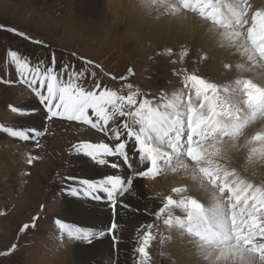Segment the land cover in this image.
Returning <instances> with one entry per match:
<instances>
[{
  "label": "snow or ice",
  "instance_id": "6c2138e0",
  "mask_svg": "<svg viewBox=\"0 0 264 264\" xmlns=\"http://www.w3.org/2000/svg\"><path fill=\"white\" fill-rule=\"evenodd\" d=\"M144 2L158 5L160 0ZM164 7L170 14L191 13L213 27L222 29L221 35L228 46L246 57L250 68L264 67V9L256 10L249 19L250 5L246 0L236 5L222 3L221 0H175L174 3L164 4ZM0 29L31 40L26 33L15 28L0 26ZM33 42L46 47L43 41ZM166 51L168 55L173 54L171 48ZM6 56L14 65L17 81L26 84L38 98L45 122L57 119L79 122L96 129L107 138V142L74 143L71 145L73 153L89 158L98 166L117 171L125 169L122 175L114 172L95 179L78 176L61 178L65 182L61 194L100 202L110 210L109 222L101 228L55 219L61 238L91 244L107 236L116 253L113 264H119L122 238L118 217L128 212H141L139 207L128 200V197L135 195L136 180L155 178L162 170V161L171 165L175 159L177 167L172 171L190 170L192 178L199 180L202 187L211 186L208 206L191 196L177 201L169 195L155 213L145 209V214H154L160 219L167 212V218L163 219L165 225L178 226L193 241L212 242L220 236L217 229L223 228L224 213L227 210L232 229L230 237L250 250L264 254V186L250 184L239 177L235 169H229L219 162L223 159V142L238 140L253 118L264 116V85L243 78L237 79L234 86L221 87L187 70H174L177 76L182 77L187 95L173 94L164 102L154 103L146 96L137 99L140 92L138 89L132 92V84L123 86L129 89L125 95L121 94L122 90H113L95 80V73L91 74L92 79L89 81L86 67L73 68L67 64L57 67L55 55L50 64L42 60L33 62L16 50H8ZM81 62L100 67L84 57H81ZM225 67L231 65L226 64ZM133 75L134 70L129 67L119 79L125 81ZM112 79L117 78L113 76ZM17 81L0 79V83L8 84ZM126 107L133 110L125 111ZM9 109L21 116H31L36 112L35 108L27 109L23 106L9 105ZM133 125H138V128ZM45 131L46 123L42 127L0 126V132L22 142L31 141L37 147ZM245 143L248 145L249 159L256 154L264 156V131H256ZM162 147L170 151H162ZM109 157L115 160H109ZM36 159L38 157L30 155L26 162L31 165ZM183 191L186 189H172L173 193ZM172 207L184 209L186 216L173 218ZM83 210L89 211L87 208ZM37 219L34 216L32 223L24 224L20 232L35 227ZM152 227L150 223L137 226L136 231L142 232V235L134 242L133 264H147L148 248L154 239L150 231ZM16 247L14 243L0 255H8Z\"/></svg>",
  "mask_w": 264,
  "mask_h": 264
},
{
  "label": "rangeland",
  "instance_id": "374dc122",
  "mask_svg": "<svg viewBox=\"0 0 264 264\" xmlns=\"http://www.w3.org/2000/svg\"><path fill=\"white\" fill-rule=\"evenodd\" d=\"M24 1L27 7L21 1H18L16 6H12L10 0H0V26L15 28L31 37V40L24 38L21 40L14 33L0 29V78L3 80L17 81L14 65L9 62L10 59L6 56L8 50L23 53L30 52L49 58L55 55L57 64L63 61L73 68L86 67L89 81L92 79L91 74L95 73V80L113 90L120 89L122 90L121 94L125 95L128 94L129 89L123 86L132 84L134 87L131 91L135 92L138 89L140 92L137 99L146 96L148 99H152L153 102L161 103V101L164 102L170 99L173 94L184 93L187 95V90L183 87L182 77L177 76L174 70H187L189 73L196 74L216 83L218 86L224 87L234 86L236 79H239V77L234 78L235 74H232V71L237 70L236 73L243 71L244 74H255L257 70L264 68L260 66L250 68L246 57L241 56L236 50L233 52L228 50L229 47L225 48L222 42L214 45L213 43H216L214 40L206 38L208 30L202 33L201 36L190 35L184 29L170 30L166 26L167 13L161 15L165 22H151L152 24H148L142 16L136 14L133 16L132 13L134 12L122 16L109 8H106L103 15L97 19H83L81 17L82 13L77 9L79 2L76 0ZM261 1L264 0H248V3L246 2L250 5L248 9L249 19L251 14L257 10L255 2L258 4ZM244 2V0H240V3L239 0L222 1V3L229 5ZM152 17H157V15ZM170 19L176 21L178 17ZM210 30L219 32L221 29L212 26ZM37 40L43 41L44 44L48 45V48L44 49L36 43H28ZM168 48L173 50L172 55H168L166 51ZM73 53L76 55H72ZM6 57L7 63L5 61ZM81 57L94 61L100 67L84 65L81 62ZM226 64L231 65V67L226 68ZM129 67L133 68L134 75L125 81H121L119 77L124 75ZM3 68L5 72L2 70ZM113 76L117 79L113 80ZM0 85L9 88L11 91L4 101H0V126L17 125L15 124L16 121L24 116L13 113L9 109V105L21 107L27 96L33 98L34 96L30 94L26 84L18 81L11 84L0 83ZM37 103L39 105V102ZM130 110L133 109L125 108V111ZM263 119L264 116L259 115L253 118L244 128L243 134L234 142L244 140L242 136L246 132L255 134V124L258 122L263 124ZM62 122L65 124L62 125ZM129 123L132 122L129 121ZM133 127L138 128V125H133ZM59 134L61 135L59 136ZM250 134H248L249 137ZM102 140L107 142L104 134L88 125L59 119L46 122L45 135L39 138V147L31 141H20L26 145H20L19 147L16 144V141L19 140L0 132V253L7 251L14 243L17 245L12 253L0 255V264H113L116 253L113 250L110 238L103 237L104 239L100 238L97 239L98 241L93 242L102 243L106 241L110 250L109 256L103 257V255H100L103 250L97 249V252L101 250L99 254L86 256V259L79 263L73 246L75 240L69 239V241L66 238H61V233L54 223L55 219L59 218L69 224H78L76 221L74 223L68 221V217L65 215L66 199L61 195V189L64 187L65 182L61 178L66 176L89 178L88 172L79 171V168H74L75 172H71L74 161L67 156L70 151H73L71 145L79 141L98 143ZM162 151L167 150L162 149ZM246 152L245 150L236 152L239 154L235 157L232 154L234 160L233 158L231 161L228 159V164H231V168L235 169L239 177L244 178L245 181H255L264 186V156L256 154L249 159V150ZM30 155L38 157L31 165L26 162ZM237 157L241 164L244 162V166L239 167L238 159H235ZM83 158L87 161L90 160L87 157ZM162 162L164 163V161ZM260 166L261 169H258ZM175 167H177V162L173 159L171 165L166 163L161 166L163 170L155 178H142V181L145 182L146 192H150L146 182L151 185L154 180H159V189L163 188L162 191L156 189L158 191L156 195L160 200L156 206L157 208L155 207L154 210L148 212L155 213L162 206L164 198L169 195L174 200L178 198L177 201L183 198L178 197L179 195L176 196L177 193H173L172 189L180 188L186 170L178 169L174 172L172 169ZM163 173L167 175L166 183L163 180ZM249 183L256 185L254 182ZM201 187V185L198 187L199 191L202 190ZM201 194L203 195V193ZM207 194L209 195V193ZM68 195L64 194L66 198L69 197ZM196 196L199 197V194L191 197L196 198ZM71 197L77 200L78 203L82 200L79 197ZM196 199L198 200V198ZM198 201L202 203L200 199ZM82 207L92 211H102L97 202L95 206H92L90 202L88 204L86 199ZM105 208L108 209L103 207V209ZM140 209L143 211L146 208ZM179 210L181 211L177 214L181 213V216L186 213L182 208L172 207L171 214ZM147 215L146 219L139 224L150 223L153 225L150 231L154 239L150 242L148 248L149 259L147 264H187L186 259L183 260L172 250L171 232L175 225L172 227L163 223V219L166 218L164 216H168V213L166 212L160 219H157L154 214ZM34 216L38 217L35 221V227H30L21 233L20 228L24 224H31ZM109 218L108 221L104 218L103 224L107 225ZM223 223L227 224L225 230L230 235L232 229L228 214ZM137 226L134 228L130 247H122L121 243L119 245L121 249L119 264L125 257L128 258L127 264H133L134 242H137L142 235V232L138 233L136 231ZM227 238L230 241H226L225 244L227 245L235 244L241 250L246 247L234 238ZM71 240L74 242H71ZM204 243L210 245L209 242ZM257 243H261V241H257ZM90 245L87 243L86 246ZM247 251L264 262V254L249 248ZM196 262L205 264L200 259H197Z\"/></svg>",
  "mask_w": 264,
  "mask_h": 264
},
{
  "label": "bare ground",
  "instance_id": "6f19581e",
  "mask_svg": "<svg viewBox=\"0 0 264 264\" xmlns=\"http://www.w3.org/2000/svg\"><path fill=\"white\" fill-rule=\"evenodd\" d=\"M10 1H11L12 6H16L18 1H21L24 3L25 7H27L26 6L27 4L24 0H10ZM41 1L42 0H35V2H41ZM76 1L79 2L77 5L78 6L77 9H79V12L82 13L81 17L83 19H86V18L97 19L98 17H101L103 15V12L106 10V8H109L110 10L115 11L116 13L121 14L122 16L134 12V13H132L133 16L135 14L142 16V18L145 19V21L149 24L151 22H153V23L154 22L156 23L159 21H160V23L163 22L164 20L161 18V15L164 13H167L168 16H166V24H167L166 26H168L170 30L184 29V30H187L190 35H196V36H201L202 33H204L205 31L207 32V30H208V32H207L208 36L206 35V38H208L210 40H214L216 42V43H213L214 45H217L218 42H222L223 45H225V48L229 47L228 50H230L232 52L235 50L234 48L228 46L226 39H224V37L221 35V32L223 31L222 29L219 30V32L214 31V30H210V28L212 29L211 24L209 22H205L204 20H201V18H199L196 15H193L191 13L185 14V13L181 12L180 14L176 15L178 17V19L176 21H173L174 19L171 20L170 18H175L176 16H173V14L168 13L164 7V4L174 3L175 0H160V3L158 5H149V4L145 3L144 0H76ZM222 1L223 0H221V2ZM224 2H225V0H224ZM246 2L248 3V0H246ZM256 2H255V8L257 10L258 9H264V1L258 2V4ZM239 3H240V0H239ZM108 12H109V10H108ZM155 15H157V17H152ZM146 16H148L149 18H147ZM171 16H173V17H171ZM140 21H141V19H140ZM160 28H161V26H160ZM158 29H159V27H158ZM222 48H223V46H222ZM2 70H3V72H5L4 68ZM14 71H15V68H14ZM236 72H237V70L232 71V74H235V76H236V77L234 76V78H238V77H239V79L250 78V79H253L254 82H256L260 85H264V68H262L261 70H257V72L255 74H244L243 71H241V72L239 71V73H236ZM234 78L232 77L233 83H234ZM183 91H184V89H183ZM183 91H181V92H183ZM9 93H11L9 88H6V87L0 85V101L1 100L4 101V99L8 96ZM154 103H156V102H154ZM197 103H198V101H197ZM22 106L24 108H27V109L35 108L36 112L34 115H31V116L20 117L19 119L17 118L18 119L16 121L17 123H15L17 125H15V126H21V127H23V126H36V127L40 126V127H42L45 125L46 122L44 119V113H43L41 107L36 102L35 98H33L32 96H27V98H25V100L22 102ZM59 122H61V121H59ZM63 123L64 122H62L61 124L63 125ZM67 125H71V124H67ZM255 125H256L254 128L255 132L256 131H264V119H263V124L261 122L260 123L258 122ZM61 134H59V136ZM248 134H250V136L253 135L252 132H248V133L246 132L242 136V137H244V140H240L237 143L234 142L233 140H225L224 141L225 143L223 142V144L221 145V149H222V155H223L224 159L219 161L221 164H224L225 166L229 167V169H232L231 164H228V159H229V161H231V159L233 158L231 155L234 154V157H235L239 154V153L237 154L236 152H243V150L248 152V145L245 143L246 139L249 138ZM57 141H59V140H57ZM16 142H17L16 144L19 147H20V145H26L25 143L22 144V142H20V141H16ZM162 149L170 151V149H167L166 147H162ZM70 153H73V151H70ZM70 153L68 155L67 154L66 155L68 156V158L70 160L74 161V166H73V168H71V172L74 171V168H79V171L83 170V172H88V177L93 178V179L102 178L104 175L112 174L114 172L116 174H121V175L124 174V172H125L124 168H121L117 171V170H113L110 167H106V166L103 168L100 166L98 167L97 165L93 164L90 160L87 161L86 159H84L81 156L76 155L75 153H73L72 155H70ZM108 159L111 160V159H115V158L109 157ZM235 159H238V157ZM233 160H234V158H233ZM186 162L191 163L190 161H186ZM237 163H239L238 164L239 167L245 165L244 162H243V164H241L239 159H238ZM165 164H166L165 162L164 163L161 162L160 167L162 165H165ZM258 169H261V166L258 167ZM163 175H164V173H163ZM163 180L165 183L167 182V175L163 176ZM249 182H254L257 186H261L259 183L255 182V181H249ZM144 183L145 182L142 181V178L136 180L135 195L128 197V200L134 206L139 207V208H146L148 211L151 212L158 205V201H160L159 197H157V195H156V194H158L157 190L162 191L163 188L159 189L158 188L160 185L159 180L158 181L154 180V183H151V185H149V183L146 182V184L148 185L149 190H150V192H146V189L144 188ZM181 183L182 184H180V188H185L186 191H183L181 193H177L176 196L179 195L178 197L184 198V197L193 196V195L195 196V194H199V197L196 196V198H198V200L200 199L202 201V204H204L205 206H208V204L210 202V199H208V198H210V192L212 190L211 186H207V188L201 187L202 190L199 191L198 187L201 185V183L199 180H194L192 178L190 170H186V174L183 177ZM198 184H200V185H198ZM201 193H203V195ZM207 193H209V195ZM61 195L67 201V202L65 201V204H66L65 215L68 217L67 218L68 221H70L72 223H74L76 221V222H78L79 225L80 224L83 226L87 225V227H91V228H101V227H104L106 225L105 223L103 224V221H104V218H106V220L109 218L110 211L106 208L103 209V207H107L105 204L102 205V203L97 202L101 206L102 211L101 210H95V211L89 210L88 212H85L83 210L85 207H82V204H83V202H85V199L82 198V200L79 201V203H78L77 200L72 199V197L69 196L68 194H67L69 196L68 198H66V196H64V194H61ZM177 200H178V198H177ZM89 202L92 206H95V204H96V202L88 200V204H89ZM180 211L181 210L174 211L176 213L171 214L172 217L175 216L174 218H176V216H177L180 218H184L186 216V213H184V215L181 216L180 215L181 213L177 214ZM227 214H228V212L226 210L224 213L223 222L226 219ZM146 216H148V215L145 214V211L143 210L137 214L132 213V212H128L127 214H124V215L118 217V219L121 221V225H122L121 231L119 233L121 238H122V242H121L122 247L123 246L125 248L130 247L132 237H133V233H134V228L137 225H139L142 221H144L146 219ZM69 217H71V218H69ZM164 217L167 218V216H164ZM226 227H227V224L223 223V228L217 229V231L220 232V236L214 238L212 242H209L210 245H208L207 243H204V242L202 243V242L193 241L192 238L189 235H187L185 230H182L178 226H175L171 232V239H172V245H173V246H171V247H173L172 250L174 251V253L176 255L180 256V258H182L183 260L186 259L187 264H195L197 259L202 260V262H204L205 264H264V262L262 260H259L257 258V256H255L254 254L247 251L248 250L247 247H244L241 250L240 247H238L235 244H231V245L225 244L226 241H229V239L227 237H230V235L228 233H226V230H225ZM223 234H225V235L223 236ZM105 237H107V236H105ZM64 238L68 239L67 237H64ZM102 239H104V238H102ZM96 241H98V240H95L93 242H96ZM71 242H74V241L71 240ZM85 243L87 245V242H85V241H75V243H74L75 245H73L75 248V252H76L75 256H76V259L79 260L78 261L79 263L80 262L82 263V261L84 259H86L85 258L86 256L99 254V252L101 250H103L102 251L103 253L101 252L100 255H103V257L110 255V253H109L110 250L108 248V244L106 243V241L102 242V243H99V242L93 243V244L91 243L90 246H86ZM97 249H101V250L99 252H97ZM127 260H128V258L125 257L124 260L120 263L121 264H127ZM197 262H196V264H198Z\"/></svg>",
  "mask_w": 264,
  "mask_h": 264
}]
</instances>
